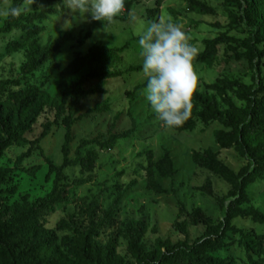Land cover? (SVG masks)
I'll return each instance as SVG.
<instances>
[{
    "label": "rangeland",
    "instance_id": "374dc122",
    "mask_svg": "<svg viewBox=\"0 0 264 264\" xmlns=\"http://www.w3.org/2000/svg\"><path fill=\"white\" fill-rule=\"evenodd\" d=\"M14 0L0 4V28L8 15L2 13L11 8ZM216 9L215 15H200L188 10V3L182 0H135L130 13L121 12L113 22L106 24L93 21L90 14H74L70 9V0L65 7L48 0H28L22 3V12L28 14L44 9H57L58 14L50 15L41 25L44 32L38 36L39 42L46 45L71 34L57 61L62 67L54 69L49 64L41 67L27 78L22 79L21 68L27 61L29 49L27 36L22 31H13L0 35V81H20L18 89H29L38 86L51 98L57 94L62 70L78 56H87L96 44L109 48H121V62L116 64L113 72L122 76L106 80L101 86L102 92L91 95L82 101L83 113L89 116L78 122L72 129L70 159L76 157V150L83 140L106 142L112 134L136 131L133 137L121 139L113 150L103 152L93 144L85 148L98 150V160L92 172H85L81 167H69L59 179L58 192L61 201L55 211L42 218L47 228L56 229L61 220L72 224L71 231H58L59 245L71 258H75V244L80 241L81 233L91 227H97L94 241L105 248L115 244L117 254L127 264H139L133 258L128 246L129 231L135 222L145 220L148 232L143 238L145 253H154L159 257L163 252L157 240L170 241L176 244L187 241L193 245L196 241L221 237L225 231V209L235 200L230 197L231 185L221 176L214 174L193 162L194 154H203L212 150L217 158L236 174L248 166L249 161L243 158L234 148L222 149L215 139V132L225 129L218 121L204 124L199 122L196 130L176 131L166 128L157 120L144 96L147 78L142 71V57L138 45V34L145 24L153 20L178 22L182 24L189 42L198 48V55L204 49V41L216 38L219 34L243 39L249 36L243 24H233L237 18L231 14L241 15L238 6L231 0H201ZM158 8L156 17L148 18V9ZM75 11V10H73ZM135 17V19H133ZM90 35L84 43H80ZM12 41L20 42L23 48L7 52ZM264 50V44L259 46ZM198 55L193 61L194 71L198 76L197 90L205 92L207 85H212L220 78L241 80L247 85L256 82V74L247 60L237 61L226 56L225 46L214 59L201 62ZM264 62V59H263ZM141 67L140 71L129 72L131 67ZM263 75H264V67ZM90 72L85 67L78 75L68 78V82L79 81ZM98 86V81H89L88 88ZM236 105L244 103L230 93ZM218 100L220 97L218 96ZM108 105L104 111L92 112L96 108ZM225 108L224 105H222ZM0 107V113H1ZM55 110L47 107L40 116L33 131L25 136L31 142L33 152L29 158L21 161V156L30 147L28 143L14 145L0 157V167L20 170L13 176L5 189L17 188L10 203L32 206L39 199L46 197L55 188L56 173L49 175L51 165L61 167L64 161L63 147L67 131L59 122L53 126L51 134L40 140L43 125L55 120ZM37 142L33 145L32 143ZM153 153V160L161 159L170 152L178 175L173 179L162 178L155 170L156 182L167 191L157 194L148 189V178L145 168L148 166L147 154ZM40 166V170L31 169ZM85 179L88 182L77 186L75 181ZM246 193L249 203L244 208L254 207L264 213V175L257 177L248 185ZM120 202L113 208L115 199ZM98 200L99 209L93 216L87 213V204ZM224 200L222 205L219 200ZM187 222V235L178 231V224ZM100 225V227L98 226ZM234 230L226 233L224 246L216 253L220 258H232L237 264H249L243 238L236 230L246 234H262L264 226L256 224L251 218L237 217L231 220Z\"/></svg>",
    "mask_w": 264,
    "mask_h": 264
},
{
    "label": "trees",
    "instance_id": "16d2710c",
    "mask_svg": "<svg viewBox=\"0 0 264 264\" xmlns=\"http://www.w3.org/2000/svg\"><path fill=\"white\" fill-rule=\"evenodd\" d=\"M7 0H0V4ZM28 0H14L12 7L21 8L22 3ZM65 7L66 0H48ZM188 3L190 12L200 15H215V7L201 0H182ZM240 9L241 15L231 14L237 18L233 24H243L249 36L243 39L233 38L225 33L216 38L204 41V49L198 55L201 62H209L217 57L221 46H225L226 56L237 61L247 60L251 69L256 74V82L247 85L241 80L220 78L215 84L207 85L205 92L196 89L192 96L191 116L181 126L173 127L176 131L192 132L196 130L198 123L209 124L218 121L226 130L215 132V139L222 149L234 148L243 158L249 161L247 167L236 174L223 162H221L212 150L203 154H194L193 162L214 174L223 177L232 187L230 197H235L225 209V231L221 237L207 238L196 241L191 245L187 241L176 244L170 241L163 242L158 239L157 244L164 252L156 257L154 253H145L143 238L148 232L145 220L135 222L130 231L128 251L130 255L139 260V264H237L232 258H220L216 253L224 246L223 239L226 233L234 230L230 226L232 219L237 217L251 218L256 224L264 226V213L254 207L244 208L242 205L249 203L246 189L257 177L264 175V50L259 46L264 44V0H231ZM135 0H125L122 12L127 16L132 10ZM148 18L156 17L159 9H148ZM58 14L57 9H44L39 12L24 13L18 16H9L0 28L1 34H9L15 30L26 34L28 40L27 61L22 66V79L27 78L41 67L49 64L58 69L62 62L57 61L64 45L71 40V34L63 38L42 45L38 36L44 32V27L39 25L50 15ZM90 35L80 41L84 43ZM23 48L20 42L12 41L7 46V52L13 53ZM121 48H109L102 44L94 45L87 56H78L70 62L61 72V81L54 98L38 86L27 90L18 89L20 81L11 79L0 81V157L14 145L22 143L30 144L26 153L20 160L29 158L33 152L31 142L25 136L31 133L40 116L47 107L55 110V120L47 121L43 125L40 140L48 137L55 124L59 122L67 131L63 147L64 161L61 167L51 165L49 175L56 173L57 180L54 190L46 197L39 199L32 206L27 204L10 203V198L16 195L17 188L5 189L20 170L19 167H0V264H127L123 257L117 254L116 246L110 243L107 247H101L94 241L97 227H91L80 235V241L75 246V258H71L59 245L57 232L73 230L72 224L61 220L56 229L47 228L41 221L43 217L55 211L56 205L61 201V193L58 192L59 179L64 170L69 167H81L85 172H92L98 160V150L90 149L84 154V149L96 144L101 151L113 150L115 144L121 139L133 137L136 125L132 130L122 134H112L108 141L83 140L76 150L74 160L70 159V148L73 141V127L89 116V112L83 113L82 101L91 95L102 92L101 86L108 79L122 76L113 72L116 64L121 62ZM85 67L90 68L87 76L79 81L68 82V78L78 75ZM141 67H131L129 72L140 71ZM89 81H98V86L88 88ZM233 94L243 106L236 105ZM218 96L220 100H218ZM225 106V108L222 107ZM108 108H96L92 112H101ZM33 145L37 142L32 143ZM148 166L145 172L148 178V189L157 194H165L166 190L155 180V170L164 179H173L178 175L170 152L158 161L153 160V153L147 154ZM31 169L40 170V166ZM88 181L79 179L75 185L81 186ZM120 198L114 201L113 208L118 205ZM219 202L224 205V200ZM98 200L87 204V213L93 216L99 209ZM100 227V225H98ZM178 231L187 235V222L178 224ZM243 238L244 249L249 257V264H264V233L246 234L242 230H236Z\"/></svg>",
    "mask_w": 264,
    "mask_h": 264
},
{
    "label": "clouds",
    "instance_id": "9594fccd",
    "mask_svg": "<svg viewBox=\"0 0 264 264\" xmlns=\"http://www.w3.org/2000/svg\"><path fill=\"white\" fill-rule=\"evenodd\" d=\"M70 5L74 14H90L93 21L106 26L122 12L125 0H70ZM22 10L12 7L2 14L14 17ZM138 45L147 78V103L164 127L181 126L191 116L192 96L197 89L193 61L198 48L189 42L182 24L159 20L145 24L138 34Z\"/></svg>",
    "mask_w": 264,
    "mask_h": 264
}]
</instances>
